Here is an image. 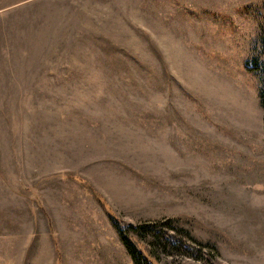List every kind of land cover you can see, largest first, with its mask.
I'll list each match as a JSON object with an SVG mask.
<instances>
[{
    "label": "rangeland",
    "instance_id": "obj_1",
    "mask_svg": "<svg viewBox=\"0 0 264 264\" xmlns=\"http://www.w3.org/2000/svg\"><path fill=\"white\" fill-rule=\"evenodd\" d=\"M263 38L264 0H0V264H134L111 211L264 264Z\"/></svg>",
    "mask_w": 264,
    "mask_h": 264
},
{
    "label": "trees",
    "instance_id": "obj_2",
    "mask_svg": "<svg viewBox=\"0 0 264 264\" xmlns=\"http://www.w3.org/2000/svg\"><path fill=\"white\" fill-rule=\"evenodd\" d=\"M264 46V38H263ZM250 63V64H249ZM257 63L251 62L248 60L245 61L244 67L248 71L254 70V67ZM262 101L264 102V89H261ZM113 223L118 231L119 237L123 245L125 246L127 252L130 254L134 264H159L156 255L154 254L152 248H149L146 244H140L141 248L136 243V239L139 238V235L151 234L153 237H158L159 229L156 227L154 222H139L132 223L127 222L126 220L118 217L114 212L110 213ZM175 219L171 218L165 221L167 227L175 226ZM133 234H136L137 238L133 237ZM56 264L59 263V258L57 259Z\"/></svg>",
    "mask_w": 264,
    "mask_h": 264
}]
</instances>
